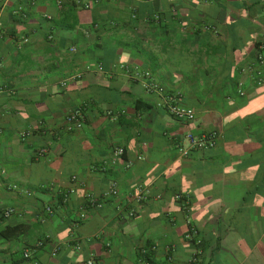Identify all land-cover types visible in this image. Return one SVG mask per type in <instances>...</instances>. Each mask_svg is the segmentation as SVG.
<instances>
[{"label":"crops","instance_id":"1","mask_svg":"<svg viewBox=\"0 0 264 264\" xmlns=\"http://www.w3.org/2000/svg\"><path fill=\"white\" fill-rule=\"evenodd\" d=\"M2 1L0 264H264V0Z\"/></svg>","mask_w":264,"mask_h":264},{"label":"built area","instance_id":"2","mask_svg":"<svg viewBox=\"0 0 264 264\" xmlns=\"http://www.w3.org/2000/svg\"><path fill=\"white\" fill-rule=\"evenodd\" d=\"M58 4H60V0L57 1ZM5 1H2L0 5V14L2 10L4 9ZM16 14L20 15L21 17H24L22 13L19 11L15 12ZM255 65L257 66H264V43H258L256 46V56H255ZM122 70H124L126 73L129 74L130 70L127 69L124 66H120ZM244 72L251 73L254 77L257 83H262L264 81V75L262 72L255 68H247L243 70ZM144 78L148 79L149 74L145 73ZM143 87L147 93H155L162 96L163 99V105L166 109L167 113L175 118L176 120L183 121V122H191L195 115L193 110L185 108L178 104L174 96L171 94H168L164 91V89L155 84L154 82H146L143 84ZM1 91V89H0ZM239 95H243L242 91H239ZM84 126V115L81 109H75L71 111L65 118V124L63 126L64 131L66 132H72L74 130H80ZM215 144V134L214 133H207L203 134L201 136H194L192 134H187L184 137V140L182 144H179L177 146V151L180 154V156H186L189 151H201L205 149L212 148ZM113 159H118L123 155V150L121 148H116L113 153ZM117 195V188L115 184H111L108 191L105 194V197H115ZM145 198V191L144 189H138L137 193L134 196V199L137 202H141ZM176 198H180V196H177ZM86 202L88 207L90 208H98L101 206L100 201L92 196H87ZM47 212L51 213V210L47 208ZM12 213V210H6L4 212L5 216H9ZM129 216L133 217L135 216V212L133 210L129 211ZM85 215L81 214L80 219H84ZM188 239H192L195 241L196 244H200L201 241L198 238L195 230H190L189 234L187 235ZM43 242L39 241L35 244L36 248L42 247ZM24 258H28V253H25ZM85 264H101L97 261H95L93 258H89L86 260Z\"/></svg>","mask_w":264,"mask_h":264}]
</instances>
